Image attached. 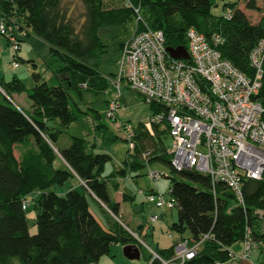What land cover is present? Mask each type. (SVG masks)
Returning <instances> with one entry per match:
<instances>
[{
  "label": "trees",
  "instance_id": "obj_1",
  "mask_svg": "<svg viewBox=\"0 0 264 264\" xmlns=\"http://www.w3.org/2000/svg\"><path fill=\"white\" fill-rule=\"evenodd\" d=\"M80 1L84 8L77 17L64 7L63 0H0V18H7L11 31L21 34L29 30L18 36L20 42L26 34L37 36L50 46L49 67L56 63V84L43 80L40 73H32L30 112L13 101L14 93L27 90L22 80L17 76L0 80L5 93L0 91V264H98L118 243L143 249L138 238L119 221L120 202L110 197L108 181L115 190L120 187L114 175L104 174L111 156L95 152L94 145L80 136H71L66 147L58 146L60 135L78 113L91 110H82L76 102L73 107L72 94L81 97L86 90L103 92L111 78L99 68L107 50L98 33L101 27L135 22L134 32L146 26L162 30L166 47L188 48L189 28L208 38L218 34L222 38L218 47L222 57L255 77L250 54L264 38V16L252 22L239 1L245 9L264 13V0L262 6L258 0L226 2L230 13L222 15L212 12L217 0H126L123 5L111 7L105 6L104 0ZM258 97L264 100V60ZM151 107L154 113L162 109L152 102ZM100 117L97 112L93 114L95 129L105 133L109 126L100 122ZM53 119L59 120L58 126L48 125ZM165 124H154L151 131L143 123L134 128V146L129 147L126 167L117 172L128 176L151 162L169 167L172 175L164 176L173 183L170 194L178 211L170 230L180 235L188 231L189 244L201 241L196 255L182 264H234L235 254L230 247L247 237L261 250L264 178L244 179L241 203L225 183L213 184L209 175L176 169L164 143L169 133ZM59 159L62 164L55 166ZM175 174L183 179L177 180ZM71 178L78 180L81 190L70 187L63 195L53 190ZM88 197L106 214L104 224L91 210ZM132 199L123 193V201ZM31 203L35 214L30 218L27 209ZM29 219L34 220V232ZM175 247L176 243L155 252L172 263L177 261ZM149 259L151 264H163L153 255Z\"/></svg>",
  "mask_w": 264,
  "mask_h": 264
},
{
  "label": "built area",
  "instance_id": "obj_2",
  "mask_svg": "<svg viewBox=\"0 0 264 264\" xmlns=\"http://www.w3.org/2000/svg\"><path fill=\"white\" fill-rule=\"evenodd\" d=\"M229 13L230 9L226 14ZM6 21L7 18H0V34L9 39L17 53L21 46L18 36L24 32L11 31ZM186 38L189 57L174 58L165 46L162 30L146 26L135 31L123 44L120 75L115 85L124 78L129 87L162 108L150 116L145 126L151 131L154 124L168 125L172 138L168 152L176 169L209 175L213 184L225 183L242 203L244 179L264 178V100L258 97L264 38L250 54L256 70L254 78L222 57L218 49L222 43L220 35L208 38L189 28ZM118 109L119 103L112 101L106 116L113 118ZM123 129L132 148L134 128L124 124ZM150 174L158 178L161 173ZM147 201L160 209L175 208L172 197L165 199L155 192L149 193ZM158 219L157 215L150 218L151 222ZM200 242L189 244L187 238L178 241L176 262L169 263L156 252L153 258H159L163 264H182L196 255ZM244 242L242 260L254 247L250 237Z\"/></svg>",
  "mask_w": 264,
  "mask_h": 264
},
{
  "label": "rangeland",
  "instance_id": "obj_3",
  "mask_svg": "<svg viewBox=\"0 0 264 264\" xmlns=\"http://www.w3.org/2000/svg\"><path fill=\"white\" fill-rule=\"evenodd\" d=\"M234 1L237 0H217L216 4L212 6L213 14H225L229 9V6L225 3ZM125 2L126 0H114L110 3V0H104L107 7L120 6ZM63 5L69 8V11L77 17L84 8L80 0H63ZM262 16L263 13H260V17ZM134 25L135 22H129L125 26L105 25L99 29V36L107 45V50L101 56L99 68L111 78H109L108 86L103 92L96 94L93 91L86 90L81 97L72 94L73 107L77 103L82 110L90 107L91 110H89V113H78L77 119L64 129L58 140V146L66 147L70 143L71 136H80L94 145L95 152L109 154L111 159L105 164L104 174L114 175L120 183V189L115 190L111 181H108L110 197L113 201H121L123 212L132 215L136 221L142 224L143 231L141 233H139V227L135 226V230L144 243L142 244L143 249L140 258H127L123 252L124 245L118 243L112 246L110 254L103 256L98 264H151L149 256L153 255L157 248H167L181 240L180 233L170 232V225L177 220V208L160 209L147 201V196L152 191L160 194L165 199L171 197L170 190L173 183L169 177L163 175V173L171 174L169 167L162 162H151L141 166L138 170L131 171L129 177L122 176L117 172L120 168L126 167L125 160L130 150V143L125 139L124 124L136 128L140 123L145 124L154 113L151 102L146 100L138 91L129 87L124 78L118 86L115 85L120 75L123 43L134 33ZM20 44L19 51L14 53L12 43L5 35L0 34V80L2 78L8 80L13 76H17L22 80L27 90L16 93L18 96H13V101L22 106L27 112H30L32 101L28 96V91L34 84L32 73H40L43 80L49 84H56L53 77V69L56 67V63L52 62V68L49 67L50 46L37 36L32 35L26 39L24 38ZM14 63H17L18 66L15 67ZM112 101L119 103V109L115 112L113 118H108L106 111ZM96 112L101 115L98 120L109 126L105 133L95 129L96 121L93 114ZM48 125L58 126L59 120H49ZM171 142L172 138L167 134L164 137L167 148L170 147ZM132 152L133 150H131ZM60 163L62 164V161L57 160V164ZM151 172L161 174L158 178H152ZM175 176L177 180L183 179L178 174H175ZM189 182L194 184L192 181ZM70 187L81 190L78 180L73 178L67 180L64 185H55L53 190L63 195ZM123 193L132 196L133 199L123 201ZM88 200L95 216L105 222L106 216L97 206L98 203L90 197H88ZM27 214L29 217L31 214H35L33 203L29 205ZM152 215L159 216V219L156 222H151ZM29 226L32 230L36 228L34 220L29 219ZM183 235L187 238L190 233L187 231ZM244 248V241H237L230 247L235 254L234 264H264V247L260 250L257 246H254L247 258L242 260Z\"/></svg>",
  "mask_w": 264,
  "mask_h": 264
},
{
  "label": "crops",
  "instance_id": "obj_4",
  "mask_svg": "<svg viewBox=\"0 0 264 264\" xmlns=\"http://www.w3.org/2000/svg\"><path fill=\"white\" fill-rule=\"evenodd\" d=\"M114 0H110V3H112ZM258 3H259V5L260 6H262L263 5V2H262V0H258ZM239 7L240 8H242V9H244L245 10V12L247 13V15L249 16V18L252 20V22H257L259 19H260V13L261 12H257V11H254V10H249V9H245L244 8V3H243V1H239ZM28 31L29 30H26L25 29V31H24V33H28ZM33 34H26V36H25V39L26 38H28V37H31ZM3 79V78H2ZM18 96V94H16V93H14L13 94V96ZM22 107V106H21ZM23 108V107H22ZM16 155H18V153L16 152ZM59 164H57V161L55 162V166H58ZM119 189H120V187H119ZM118 202H120V222H122L128 229H129V231H131L132 233H133V235L135 236V237H137L138 238V240L142 243V244H144L143 243V240L140 238V235L138 234V232L135 230L136 228H135V226L137 227H139V233H141V231H143L142 230V224H141V222H138V221H136L135 219H134V217L132 216V215H130V214H126L125 212H123V208H122V204H121V201H119L118 200ZM105 214V213H104ZM125 214H126V216H125ZM33 215L34 214H31V216L30 217H33ZM106 215V214H105ZM126 217V218H125ZM99 219V218H98ZM100 220V219H99ZM100 222L102 223V224H104L105 222H103L102 220H100ZM132 225V226H131ZM31 230V232H34L36 229H30ZM170 232H171V230H170ZM180 237L182 238V237H184V235H180ZM187 238H189V237H187ZM175 243H177V242H175ZM159 245V244H158ZM159 247V246H158ZM160 248V247H159ZM102 259V258H101Z\"/></svg>",
  "mask_w": 264,
  "mask_h": 264
},
{
  "label": "water",
  "instance_id": "obj_5",
  "mask_svg": "<svg viewBox=\"0 0 264 264\" xmlns=\"http://www.w3.org/2000/svg\"><path fill=\"white\" fill-rule=\"evenodd\" d=\"M167 50L174 58H188L189 54L184 46L178 47H167ZM0 91L4 93L3 89L0 87ZM5 94V93H4ZM11 101V100H10ZM123 252L125 256L129 259H138L141 255V250L138 245L127 244L123 247Z\"/></svg>",
  "mask_w": 264,
  "mask_h": 264
}]
</instances>
